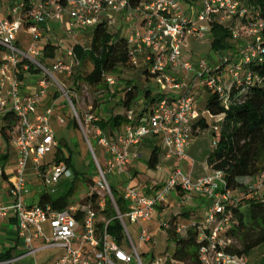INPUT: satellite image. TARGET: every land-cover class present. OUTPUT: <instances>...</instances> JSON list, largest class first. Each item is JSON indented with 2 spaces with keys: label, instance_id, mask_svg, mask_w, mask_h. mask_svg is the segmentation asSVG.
<instances>
[{
  "label": "built area",
  "instance_id": "1",
  "mask_svg": "<svg viewBox=\"0 0 264 264\" xmlns=\"http://www.w3.org/2000/svg\"><path fill=\"white\" fill-rule=\"evenodd\" d=\"M5 4L10 14L2 17L0 12V138H3V117L7 113H12L17 123L7 131L16 160L8 199L0 198V219L12 216L16 220L17 237L22 244L19 259L29 255L35 258L44 250L58 249L62 253L51 264H144L141 256L145 254L140 255L138 249L142 244L153 242L154 238L141 227L136 247L125 219L136 226L150 221L156 207L163 204L170 194L180 191L185 197L203 195L209 202L203 218L196 225L182 222L176 228V233L182 235L195 226L198 240L206 242L198 251L199 264H250L248 257L226 250L233 242L226 236L228 219L219 218L224 211L223 202L229 198V192L222 190L225 186L222 172L208 167L210 172L206 176L193 179L174 167L166 182L156 188L146 190L142 186L124 184L119 195L126 204L125 212H120L117 207L107 174H123L130 162V149L150 136L159 137L167 155L176 162L187 159L186 150L193 135V125L201 118L195 107V91L215 93L221 105L226 109L229 107L228 83H239L242 73L250 80L251 75L244 67L264 52L261 48L264 20L259 13L252 14L241 0H198L196 5H190L186 10L181 0H151L136 7H132L128 0H68L66 6L61 5L60 0H0V9ZM107 12H124L127 17L138 13L141 17L137 28L127 37L129 63L133 69L146 65V71L161 97L146 111V116H136L129 110L127 123L112 139L97 126L98 117L93 106L78 113L72 101V97L77 100L76 93L56 78H71L78 67L73 49L47 65L42 51L37 48L42 35L41 26L49 21H60L66 15L65 32L72 36L77 29L94 27ZM25 20L33 23L26 29L23 28ZM107 20L109 26L114 25L111 17ZM226 21H229L233 42L245 40L237 48L240 57L237 63L231 62L223 52L215 54L212 64L206 59L195 63L183 60L182 51L188 39L205 41L213 22L223 26ZM22 31L29 37L25 49L18 45ZM29 67L37 70L39 76L35 81V93L24 94L19 72ZM178 73L184 76L179 77ZM104 80L111 93L121 84L114 75H105ZM52 93L67 100L96 171V179L86 195L78 202L68 203L62 210H54L49 204L28 205L23 200L30 185L25 176L31 153H34L31 158L35 165L33 175L48 194L56 193L54 186L60 180L72 178L65 163L53 166L40 164V159L57 147L50 118L58 108L53 101L44 105ZM206 114L216 119L211 128L215 146L224 116ZM56 120L59 124L64 123L60 116ZM90 139H94L107 154L105 168L98 161ZM4 174L0 165V177ZM262 185L264 173L252 186L254 194L259 193ZM107 202L121 225L120 240L107 232L109 221L104 217ZM161 228L164 232L167 221L162 222ZM35 240L41 241L39 247L33 246ZM169 243L172 250L173 244ZM152 258L149 264H181L167 251ZM33 264L39 263L35 260Z\"/></svg>",
  "mask_w": 264,
  "mask_h": 264
},
{
  "label": "trees",
  "instance_id": "2",
  "mask_svg": "<svg viewBox=\"0 0 264 264\" xmlns=\"http://www.w3.org/2000/svg\"><path fill=\"white\" fill-rule=\"evenodd\" d=\"M26 2L28 0H25ZM68 0H60V4L66 6ZM132 7L138 5L141 0H128ZM149 2V0H147ZM198 0H181L183 5H196ZM244 6L249 7L251 13L258 12L264 20V0H241ZM32 21L25 20L23 28L32 25ZM88 41L86 47L73 46V52L79 65L75 68L70 80V90L78 93L81 86L108 95L109 100L115 99L118 93L122 96L114 103L110 113L98 118L97 126L104 132L108 131L109 137L114 136V131H120L127 123L126 113L131 110L132 104L142 95L144 107L142 112L150 109L153 103L161 97L152 95L147 89H140L135 81L126 80L121 91L111 93L105 83V75H114L117 78L124 70L132 69L129 63V46L127 38L115 32L114 25L109 26L107 19H102L94 27L86 29ZM210 48L214 53H225L231 62L237 63L239 56L228 27H223L213 22L211 28ZM261 48L264 50V29L261 31ZM57 47L52 43H46L42 48L44 60H53ZM85 64L90 66L88 73H83ZM251 75L250 80L244 73L240 75L239 83H228L230 105L224 108L217 95L208 93L206 111L211 116L223 115L220 123V137L215 143L214 149L208 155L206 163L212 171L222 172L225 186L223 191L229 192V198L223 202L224 211L219 218L228 219L226 236L233 242L227 247V251L250 259L251 253L257 248L264 246V195L254 194L253 184L264 173V52H260L256 59L244 67ZM145 78L150 77L145 71ZM38 71L29 67L26 71L19 72V80L24 83L29 77H38ZM151 78V77H150ZM142 92V93H140ZM105 102H103L104 104ZM101 104V103H100ZM95 106V105H94ZM105 107V106H104ZM139 115V114H138ZM5 126L2 128V136L8 142L10 137L7 131L17 123L12 113L3 117ZM73 128L77 125L73 121ZM194 128V126H193ZM202 130H205L203 125ZM55 165L65 163L70 167V157H65L60 143L55 148ZM158 148L154 149L147 161V168L155 170L158 165ZM91 166L94 168L91 160ZM78 181V173L74 172L70 179L68 189L50 195L43 193L39 204H49L54 210H62L66 207L68 199L76 191L75 184ZM92 184L90 180H82ZM117 207L120 212L126 211V204L116 189H112ZM104 217L109 221L107 232L120 240L122 228L115 218V212L110 203L104 211ZM182 222L196 225L199 221L192 220L188 214L174 215L167 221L164 230L166 242L173 244L171 253L173 258L181 264H199L198 251L206 242L198 240L197 229L191 226L185 234H177L176 228ZM252 264V263H251ZM264 264V259L260 262Z\"/></svg>",
  "mask_w": 264,
  "mask_h": 264
},
{
  "label": "crops",
  "instance_id": "3",
  "mask_svg": "<svg viewBox=\"0 0 264 264\" xmlns=\"http://www.w3.org/2000/svg\"><path fill=\"white\" fill-rule=\"evenodd\" d=\"M145 2H147V0H141L138 3V5L144 4ZM138 5H135L134 7H136ZM189 6L190 5H183V9L186 10V9H188ZM0 12H1L2 17H8L10 14L9 10H8V5L7 4L3 5L0 9ZM108 17H111L114 21L115 32H118L119 35H122L126 38L137 28L139 21H141V17L139 16L138 13H133L131 16L127 17L124 12H120L117 14H114L112 12H107L104 15V19H107ZM67 20H68L67 16L64 15L62 20H60V21H49L47 25L41 26L42 35H41V38L37 42V48L40 51L42 50L43 46L46 44L45 43L46 41L43 39H45L46 36H48V37L54 36V33L58 32V31H61L63 33V35L66 37V39L74 40L75 38H78L79 42H76L73 46L78 45L80 47H84V48L86 47V44L88 41L87 30L86 29L85 30L77 29L76 31H74L72 36H67L66 32H65ZM128 21L131 22V26L127 25ZM228 25H229V21H226L225 24L223 25V27H228ZM210 36H211V32H210L209 37L205 40V41L209 40V46L211 43ZM46 40H47V38H46ZM84 40H85V42L83 43L82 41H84ZM188 40L193 41V42H197V44H203L205 42V41H197V40L192 39V38H190ZM28 42H29V37L27 38V42H23V41L21 42V40H20L18 42V45L21 49H25ZM48 43H50V42H48ZM54 46H56V45H54ZM187 46L188 45L186 42V46L182 51L183 60L187 61V62L195 63L196 61L191 60V58L187 55V52H186ZM71 49H73V47H71ZM67 50H69V49H67ZM67 50L63 51L62 53L60 52L59 53V54H61L60 56L64 57V54ZM57 51L58 50L56 49L55 58L53 60H45L47 65L52 64L53 61L58 59L57 58ZM215 54L216 53L213 52L212 55H215ZM213 58L214 57H210L211 62H213ZM131 71H134V73L137 74V77L135 80V82L137 84H138V82H140L143 79L145 86L138 84L140 89L144 88V89L149 90L152 95H159L157 92V87L154 84V81L152 80V78L147 77L148 80H146V78H145V74H144L146 71V65L145 64H141L140 67H138L136 69L132 68ZM123 74L129 75L130 73L122 72L120 74V77L117 79L121 84H119L116 87V91H121V89L124 88V83L126 80L134 81L133 79H123V77H122ZM177 75L179 77L184 76L183 74H180V73H178ZM188 77H191V75L189 74ZM36 78L37 77H29L24 83H22V91L24 94L35 93V91H36V85H35ZM140 93H142V92H140ZM121 96H122V94L118 93L117 97L115 99H110L109 102H107L109 100L108 95H102L100 97L103 100L101 102L102 109L105 108L104 109L105 110L104 115L105 114L107 115V113H110L109 108H112L114 103ZM139 98L142 99V106L139 109H137V112H135V111H133V107H134L135 103L138 102ZM57 99H58L57 94L53 93L50 95V97L46 101H44V105L53 101L55 103V106H56ZM195 99H196V105H195L196 111L200 115L201 118L197 122H195L193 125L194 126L193 135L188 142L187 150H186L187 159L185 161H182V162H176L172 157L167 155V151L164 148V146L162 145L161 139L159 137H152V136L147 137V138L143 139L138 145H136L130 149V152H131L130 162L125 167L124 173L121 174V176L125 179L124 184H130L131 186H135V187L136 186H142V187H145L146 190L148 188H151V187L156 188V187L162 185L163 183H165L166 180L168 179V176H169L170 172L172 171V169L174 167L179 168V165L182 166L183 170L180 168L179 169L183 173L189 174L193 179H198V178L204 177L210 172L209 168L207 166L206 160H207L208 155L214 149V137L209 136V137H207V139H204L201 137L205 136V135H203L205 133V131L210 130L212 128V126L216 123V119L211 118L206 114V112H207L206 111V103L208 100V93L206 91L196 89ZM103 102H105V103L103 104ZM155 103H153V105ZM101 104L97 103L95 106L92 105L94 112L98 118L101 115H103V111L98 112L100 107H101V106L99 107V105H101ZM103 106H105V107H103ZM108 106H110V107L108 108ZM143 107H144V99L142 98V95H140L135 100V102L132 104L131 110L135 113L136 116H141V115H145V112H142ZM56 108H58L57 111L62 110L58 106H56ZM39 110H42V109L40 108ZM146 111H148V108ZM99 114H100V116H99ZM203 125L206 127L205 130H202V128H201ZM118 132L119 131H114L115 134H114V136H111V137L107 136L108 131H106L104 133L107 137L112 139L116 136V134ZM211 133H212V130H211ZM210 146H212V148H210ZM156 148H158L159 156H158V165H157L155 171L160 172V174L155 175L154 177L148 176L147 180H145L146 178H143V176L139 172V168H138L136 163L145 154H147V161H148L150 153ZM15 160H16L15 149L12 146L11 139L8 140V142H7L4 138H0V165H1V167H3V169L5 171L4 176L0 177V198L3 200L8 199V195H9L10 188H11V181L13 179V174H14L13 167L15 164ZM199 161H201V164L203 162V168L201 170L198 168V165H197V163ZM199 165H200V163H199ZM146 168H147V163H146ZM148 170H151V169H148ZM34 187L37 188L38 190H40V193H42V194L47 193L46 190H43L44 188L41 187L39 183H35ZM262 188H264V185H262L261 189ZM55 189H56V193L61 192L58 190V188H55ZM261 189H260L259 193L261 195H264V193L261 192ZM42 194L40 195V197L42 196ZM40 197H39V199L37 198L38 199L37 203L32 202V204H31V203H29V201L26 202V200H24V202L28 205L39 204ZM31 200H33V199H31ZM68 203H70V202L67 201V204ZM173 203L177 204V206H176L177 209L173 208L171 210L168 218L166 220H164V222L168 221L171 216L183 215V214H188L190 216V218H192V220L201 221V219L203 218V216L206 212V209L209 205V202L207 201V199L203 195L192 194L189 197H185L180 191H175L166 198V200L163 204L157 206L153 213L161 214L166 209L171 207V205ZM150 222L151 221H148V222L142 223V224H149L150 225L151 224ZM139 228H141L140 225L138 226V229ZM150 229H151V227L148 226V228L146 230L151 234ZM0 233H1L0 234V264L10 263V262H14L17 260H21V259H19V257L22 254V244L18 240V237H17V223H16V220L14 219V217L9 216L8 218L0 219ZM34 244H37L38 245L37 247H39L41 245V241L35 240L33 242V245ZM55 250H58V249H55ZM44 251H47V250H44ZM44 251H42V252H44ZM58 251L59 252L54 255L52 260L48 261L46 264H51L57 257H59L61 255L62 251L61 250H58ZM39 253H41V252H39Z\"/></svg>",
  "mask_w": 264,
  "mask_h": 264
},
{
  "label": "rangeland",
  "instance_id": "4",
  "mask_svg": "<svg viewBox=\"0 0 264 264\" xmlns=\"http://www.w3.org/2000/svg\"><path fill=\"white\" fill-rule=\"evenodd\" d=\"M151 1V0H150ZM149 1V2H150ZM148 1L145 3H149ZM48 24V23H47ZM228 24V23H227ZM226 24V25H227ZM128 26H131V22L128 21ZM27 34L22 31L20 35L18 36V42L21 40V42H27ZM47 38V40H46ZM45 43H52L53 45L57 46V58H63L59 54L67 49H71L73 45L76 42H79L78 38H75L74 40L66 39V37L63 35L61 31L55 32L54 36H46ZM245 40H241L239 42H235L234 46L236 48V51L238 46L241 44H244ZM83 43L85 42L82 41ZM44 43V42H43ZM187 55L191 58V60H200V59H206L208 60L209 64H212L210 61V57H214L213 51L211 50L209 46V40L205 41L203 44H197V42H193L188 40L187 41ZM238 55V54H237ZM59 56V57H58ZM49 65V64H48ZM90 66L88 64H85L82 68L83 73H88L90 71ZM132 69L124 70L125 73H130L128 76L126 74H123V79H133L136 80L137 74L134 73V71H131ZM75 71V70H74ZM125 76V77H124ZM130 76V77H129ZM56 78L67 88L70 87V78L62 77V76H56ZM139 85L145 86L143 79L138 82ZM52 92V91H51ZM101 92H98L94 89H90L85 85L81 86V90L76 93L77 100H75L72 97L73 104L75 106V109L78 113H82L86 107L90 105H96L97 103H101L103 100L101 97ZM53 94V93H52ZM56 101V106L60 107L62 110L57 111L54 110L50 121H51V127L54 132L55 140L60 143V148L63 150V154L65 157H70V171L72 173L76 172L78 173V181L75 184L76 191L71 197L69 198V202H77L81 200L86 193L90 190L93 184H87V182H83L82 180H90L92 182L96 179V171L91 166V156L89 155L88 148L86 146V143L81 135V133L78 130H75L73 128V115L68 107L67 100L63 97H59ZM101 106V107H100ZM142 106V99L139 98L138 102L135 103L133 107V111L137 112V109H139ZM100 109L98 112L102 109V104L99 105ZM104 107V106H103ZM110 106H108L109 108ZM111 110V108H109ZM147 112H145L146 116ZM60 116L63 120V124H59L57 122V117ZM205 136H202L201 138L207 139V137L212 136L213 133H211V129L205 131L203 134ZM91 144L93 146V150L95 152L96 157L98 158V161L100 162L102 168L106 167V159L107 154L104 152V150L96 144L94 139H90ZM212 145V144H211ZM212 148V146H210ZM212 150V149H211ZM55 149L44 156L42 159H40V164L45 166H53L54 163V155H55ZM34 157V153L30 154V159L27 163V172H26V181H30V185L28 186V193L24 195V199L29 201V203L32 204V202L37 203L40 195V190L34 187L35 183H40V180L33 175L34 167L35 165L32 163L31 158ZM147 163V154H145L138 162L136 163L139 172L143 176V178L147 177H154L155 175L160 174V172H156L155 170H148L146 168ZM200 163V165H199ZM198 168L201 170L203 168V162L201 164V161L197 163ZM179 168L183 170L182 166L179 165ZM107 179L113 187V189H116L119 193V191L122 188V185L125 183V179L121 175H117L116 173H108ZM70 180L69 179H62L60 180L59 184L54 186V188H58L59 191H64L69 188L70 186ZM45 190V189H43ZM261 192L264 193V188L261 189ZM38 198V199H37ZM33 199V200H31ZM177 204L173 203L171 207L166 209L161 214L153 213L151 216V224H142L140 225L142 228L147 229L148 226L151 227V234L154 238V241L149 244H142L141 247L138 249V253L145 254L144 256H141V260L144 264H149L152 262V257H158L162 256L164 252H171V244L169 242H166L163 229L161 228L162 222L166 220L171 212V210L177 209ZM125 224L127 227V230L129 231L132 241L136 247H138V232L140 228L138 229V225H133L129 223L128 219H125ZM1 234V233H0ZM34 247H37V244L33 245ZM59 251L55 249H50L41 253H38L35 258L33 256L29 255L21 260H17L10 263H3V264H33L36 260L40 264H46L48 261H51L55 254H57ZM35 259V260H34ZM264 259V246H261L254 250L250 255V264H260V262Z\"/></svg>",
  "mask_w": 264,
  "mask_h": 264
}]
</instances>
